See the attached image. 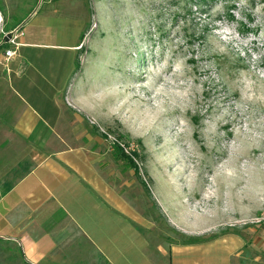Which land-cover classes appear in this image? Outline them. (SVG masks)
Listing matches in <instances>:
<instances>
[{
  "label": "rangeland",
  "instance_id": "374dc122",
  "mask_svg": "<svg viewBox=\"0 0 264 264\" xmlns=\"http://www.w3.org/2000/svg\"><path fill=\"white\" fill-rule=\"evenodd\" d=\"M23 21L0 55L20 32L43 71L75 54L69 88L137 153L123 166L156 243L241 236L245 264H264V0H0V43ZM0 264L29 263L0 238Z\"/></svg>",
  "mask_w": 264,
  "mask_h": 264
},
{
  "label": "crops",
  "instance_id": "0c3cea01",
  "mask_svg": "<svg viewBox=\"0 0 264 264\" xmlns=\"http://www.w3.org/2000/svg\"><path fill=\"white\" fill-rule=\"evenodd\" d=\"M35 35L20 32L7 64L0 55V238L15 241L29 264L248 262L241 236L156 243L121 151L85 119L69 88L75 54L66 72L43 71L28 52Z\"/></svg>",
  "mask_w": 264,
  "mask_h": 264
},
{
  "label": "built area",
  "instance_id": "2783aa9c",
  "mask_svg": "<svg viewBox=\"0 0 264 264\" xmlns=\"http://www.w3.org/2000/svg\"><path fill=\"white\" fill-rule=\"evenodd\" d=\"M15 38H16V35H15V37L11 40V42H15ZM16 53H17V52H16L15 49L10 48V49L6 50L5 56H6L7 59H9V58H11L12 56L16 55ZM110 137H111V136H110ZM116 141H117V142H116ZM112 144H113L114 146H116V144H119V145L124 149V151H125L127 154H129V155L135 160V162L138 164L137 156H136L133 152L129 151V150L125 147L124 144L119 143V141L116 140V139H114V140L112 141Z\"/></svg>",
  "mask_w": 264,
  "mask_h": 264
},
{
  "label": "water",
  "instance_id": "95a60500",
  "mask_svg": "<svg viewBox=\"0 0 264 264\" xmlns=\"http://www.w3.org/2000/svg\"><path fill=\"white\" fill-rule=\"evenodd\" d=\"M34 13H35V11L33 12V14H34ZM33 14H32V15H33ZM24 23H25V21H23L18 27L14 28L13 30L8 31V32L4 35V37H3V39H2V41H1V43H0V45H1V44H4V43H8V42H10V41L15 37L16 32L19 30V28H20Z\"/></svg>",
  "mask_w": 264,
  "mask_h": 264
},
{
  "label": "trees",
  "instance_id": "16d2710c",
  "mask_svg": "<svg viewBox=\"0 0 264 264\" xmlns=\"http://www.w3.org/2000/svg\"><path fill=\"white\" fill-rule=\"evenodd\" d=\"M115 147H116L117 150L121 151L122 155H123L125 158H128L129 161L132 162L137 168L139 167L138 164L135 162V160H134L129 154H127V153L124 151V149H123L119 144H116ZM134 154L137 156V153H136V152H135ZM20 252H21V250H20ZM21 255H22V252H21ZM22 257H23V255H22Z\"/></svg>",
  "mask_w": 264,
  "mask_h": 264
},
{
  "label": "bare ground",
  "instance_id": "6f19581e",
  "mask_svg": "<svg viewBox=\"0 0 264 264\" xmlns=\"http://www.w3.org/2000/svg\"><path fill=\"white\" fill-rule=\"evenodd\" d=\"M249 156V155H248Z\"/></svg>",
  "mask_w": 264,
  "mask_h": 264
}]
</instances>
